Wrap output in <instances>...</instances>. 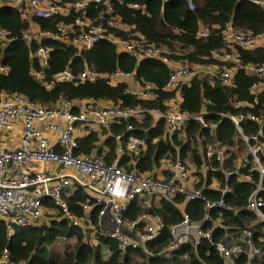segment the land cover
Wrapping results in <instances>:
<instances>
[{
    "label": "trees",
    "instance_id": "trees-1",
    "mask_svg": "<svg viewBox=\"0 0 264 264\" xmlns=\"http://www.w3.org/2000/svg\"><path fill=\"white\" fill-rule=\"evenodd\" d=\"M77 1L82 0H61V3L73 4ZM101 1L100 4L92 2L83 11L71 12L65 17L24 19L20 7L6 5L4 0L0 5V29L5 31L6 37L0 41V66L8 73L0 74V95H20L43 108H50L64 100L73 104V111L83 107L102 108L97 105L101 102L108 103V107L139 110L143 114L138 119L120 121L99 133L78 138L76 155H96L107 165L117 162L126 172L140 175L159 173L165 179L166 165L180 160L195 169L199 179L196 188L205 183L208 187L212 179L222 185L223 176L218 163L214 158L208 160L205 157L206 146L211 140L206 137L201 123L189 121L181 133L169 135L163 122L154 121L149 112H163L165 102L177 95L183 112L190 117L202 115L205 124L216 125L214 140L233 157L242 152L238 132L220 115H254L260 125L246 120L241 123V129L247 136L259 131L264 135V79L259 80L245 71L248 65H264V45L245 50L226 43L222 38V32L228 25L252 38L264 35V9L248 0H192L193 10L189 9L187 0ZM134 4L137 9L132 8ZM78 19L87 20L93 27H101L108 36L155 48L160 51V58L169 63L218 71L235 68L233 85H224L218 77L199 74L176 92H168L164 87L171 73L169 63L161 59L138 62L110 41H101L86 52H77L50 37L38 36L28 44L23 41L26 33L31 37L53 34L60 25L70 26L71 36H76L82 32V28L76 25ZM111 21H117L125 28L115 29L109 25ZM32 26L37 28V33L30 32ZM203 29H207L208 34L201 38L198 33ZM41 48L48 52L44 67L36 56ZM223 52L235 55L239 62L236 64L215 56H222ZM86 67L100 77L93 81L74 79L71 82H54V77L64 71L77 77ZM35 72H39L41 78L35 77ZM116 73L133 76L140 88H149L151 97L143 99L130 94L128 85L122 79L114 85L109 84V77ZM257 82L260 86L255 92L251 87ZM48 84L51 86L46 90ZM82 103L85 104L80 105ZM238 104L239 107H236ZM128 127H131V132H128ZM118 135L122 138L135 135L144 141V147L137 154L126 153L118 158L115 141ZM207 164L217 171L203 174L201 169ZM252 176V182L235 179L228 182L231 193L224 200L229 207H241L246 203L258 180L256 172ZM204 194L213 201L221 196L219 191L208 189H204ZM260 197L264 201V178ZM86 201L87 197L81 191L67 200L70 211L78 219L84 217L81 204ZM182 203V197L153 202L149 207L134 203L125 213L127 221H134L143 214L156 216L162 221L164 230L149 243L148 253L138 249H121L114 242L102 238L93 242L89 238L90 230L71 226L53 212L50 203H46L51 211L49 213L54 215L36 225L9 228L0 219V264H223L214 247L206 241L197 248L187 244L178 250H166L172 242L168 229L183 219L182 212L177 208ZM184 212L191 222H200L205 213L204 204L197 201L187 203ZM210 215L211 220L220 221L224 227L215 229L213 243L221 242L226 235L248 229L259 251L253 264H264L263 223L253 214L233 209H215ZM88 219L89 224L95 226L96 211L93 210ZM209 226L211 223H207L204 229ZM5 251L8 256L3 261ZM246 263L245 255L233 259V264Z\"/></svg>",
    "mask_w": 264,
    "mask_h": 264
},
{
    "label": "built area",
    "instance_id": "built-area-1",
    "mask_svg": "<svg viewBox=\"0 0 264 264\" xmlns=\"http://www.w3.org/2000/svg\"><path fill=\"white\" fill-rule=\"evenodd\" d=\"M164 1V0H162ZM251 4L264 9V0H248ZM100 4L101 0H82L73 4H62L61 0H5V4L21 8L24 19H50L55 16H68L71 12H81L90 3ZM190 10L194 9L192 0H187ZM107 6V5H106ZM108 10L109 7H107ZM137 9V5L132 6ZM76 25L82 32L71 36L70 26H58L53 34H36L31 37L28 33L23 36L25 43L32 39L50 37L54 41L67 44L77 52L89 51L101 41L114 43L119 50L143 60L161 59L160 51L155 48L142 47L133 42L123 41L108 36L101 27H93L87 20L78 19ZM109 25L115 29L125 27L117 21ZM207 29L198 33L201 38L206 37ZM6 37L0 29V41ZM226 43L235 44L241 49L253 50L256 39L242 34L228 25L222 32ZM48 52L39 49L36 53L41 66L47 63ZM224 61L238 63V58L226 52L215 55ZM245 71L254 74L259 80L264 79V65H248ZM8 70L0 66V74H7ZM235 68H225L223 71L213 70L207 74L199 69L188 68L179 64L171 69L164 90L176 92L181 86L199 74L218 77L224 85L232 86ZM34 76L41 78L39 72ZM100 77L85 68L77 77L69 71H64L54 77L55 83L71 82L74 79L93 81ZM132 77L114 74L109 77V84L114 85L122 78ZM135 88H129V93L139 95L143 99L150 98L149 88H140L135 82ZM51 84L45 86L49 89ZM260 84L255 83L251 89L256 92ZM73 104L64 100L58 101L50 108H43L28 102L20 95H0V219L9 228H25L41 222L43 214L51 212L46 203H50L53 212L59 214L71 226L90 230L89 238L96 242L97 238L110 240L121 249L141 250L148 253L149 243L155 241L163 232L164 225L160 218L150 214H143L134 221H127L125 213L134 204L151 206L153 202L171 201L175 197H182L184 202H202L204 217L200 222H191L184 211L180 223L170 227L168 234L172 239L167 251L178 250L187 244L194 248L206 241L214 247L215 252L223 264H233V259L241 255L247 257L246 264H253L259 251L253 244L252 233L245 229L237 234L226 235L221 242L213 243L215 229L224 228L220 221L211 220V212L215 209L246 211L264 224V201L260 195L264 178V135L261 131L254 135H244L241 123L250 121L260 125L254 115H220L228 120L238 132V142L242 152L237 156L228 154L225 147L214 140V123L205 124L203 116L190 117L181 110V100L177 95L171 96L165 102L163 112H149L154 121H162L168 134L181 133L189 121H198L209 141L205 150V157L214 158L223 176L222 185L214 179L208 187L206 183L196 188L199 183L195 169L180 160L168 163L165 167L167 178L159 175H140L136 172L124 171L117 162L107 165L96 155H76L78 149L77 131L83 130L85 135L99 133L108 129L112 124L140 118L143 112L119 107H83L73 111ZM239 107V104L236 106ZM131 132V127H128ZM117 142L116 155L121 157L126 153L137 154L144 147V141L135 135L122 138L115 137ZM230 165V167H226ZM207 164L202 169L203 174L215 172ZM253 172L258 175L257 183L249 194L246 203L241 207H229L224 197L231 193L228 182L235 179L240 182H252ZM214 183L215 187L212 186ZM204 189L219 191L218 200H210L204 194ZM81 191L87 201L81 204L84 214L82 219L75 217L69 209L67 200ZM178 208V205H177ZM96 211V224H89L88 215ZM211 226L204 229L206 224ZM8 253L4 252L3 261Z\"/></svg>",
    "mask_w": 264,
    "mask_h": 264
},
{
    "label": "crops",
    "instance_id": "crops-1",
    "mask_svg": "<svg viewBox=\"0 0 264 264\" xmlns=\"http://www.w3.org/2000/svg\"><path fill=\"white\" fill-rule=\"evenodd\" d=\"M4 2H1L0 3V5H2ZM37 28L36 27H34V26H32L31 27V29H30V32H33L34 34L35 33H37ZM264 45V35H262V36H259L257 39H256V47H262ZM169 65V67L171 68V69H173V68H175V67H177L178 65H179V63H169L168 64ZM193 68H195V69H199V70H201V71H203V72H206L207 74H211L212 72H213V69H211V68H202V67H193ZM122 80L128 85V87L129 88H135V84H134V80H133V78L132 77H125V78H122ZM85 103H82V104H80V105H84ZM97 105L99 106V107H108L109 106V104L108 103H97ZM81 131H77V134H78V138H81V137H83V136H85V135H83L82 133H80ZM119 158V157H118ZM157 175H159V176H162V174H157ZM163 177V176H162ZM212 186L213 187H215V185H214V183H212ZM186 202H184V203H182V204H180V205H178V209L180 210V211H185V207H186Z\"/></svg>",
    "mask_w": 264,
    "mask_h": 264
},
{
    "label": "rangeland",
    "instance_id": "rangeland-1",
    "mask_svg": "<svg viewBox=\"0 0 264 264\" xmlns=\"http://www.w3.org/2000/svg\"><path fill=\"white\" fill-rule=\"evenodd\" d=\"M1 2H4V0H0V3ZM32 34V33H31ZM155 120V119H154ZM80 133H82L83 135H85V133H84V131L83 130H81V132ZM77 135V137H78V134H76ZM52 215H54V214H50V213H45V214H43V218H42V220L41 221H44V220H48V219H50V216H52ZM105 252V251H104ZM105 256H107V254H106V252H105Z\"/></svg>",
    "mask_w": 264,
    "mask_h": 264
}]
</instances>
